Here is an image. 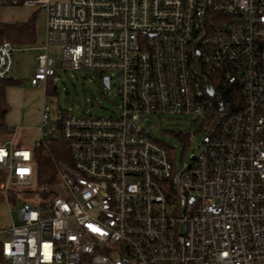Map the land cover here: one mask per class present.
<instances>
[{"label":"built area","instance_id":"obj_1","mask_svg":"<svg viewBox=\"0 0 264 264\" xmlns=\"http://www.w3.org/2000/svg\"><path fill=\"white\" fill-rule=\"evenodd\" d=\"M9 5L46 17L33 86H47L55 60L111 72L122 107L107 117L41 107L37 143L69 149L44 194L32 188L33 148L0 141V204L17 213L0 220V264H264V0ZM17 49L0 42V78ZM154 113L201 120L190 164L141 125Z\"/></svg>","mask_w":264,"mask_h":264},{"label":"rangeland","instance_id":"obj_2","mask_svg":"<svg viewBox=\"0 0 264 264\" xmlns=\"http://www.w3.org/2000/svg\"><path fill=\"white\" fill-rule=\"evenodd\" d=\"M35 12L32 7L0 5V19H25ZM37 42L33 47L20 46L13 53V69L11 76L19 81L16 97L21 114H34L43 105H49L53 111L63 109L74 115H92L107 117L115 115L122 107V82L115 73H101L89 69H65L57 60L53 62L56 74L48 86H33L30 82L31 75L37 65V56L46 41V17L37 12L36 17ZM49 50L52 54H59V45L50 43ZM105 75H110V83L103 81ZM140 123L145 126L153 137L171 146L175 152L176 162L188 165L202 149V139L205 134L201 129V120L193 114L154 113L145 115ZM14 139L15 143L22 146L26 144L19 136L0 133V141ZM32 188L38 189L37 181ZM28 191V190H27ZM38 191V190H37ZM24 194H30L25 192ZM32 195V194H31ZM11 218L16 219L17 213L10 212L9 206L0 204V220L5 226ZM1 239V238H0Z\"/></svg>","mask_w":264,"mask_h":264},{"label":"trees","instance_id":"obj_3","mask_svg":"<svg viewBox=\"0 0 264 264\" xmlns=\"http://www.w3.org/2000/svg\"><path fill=\"white\" fill-rule=\"evenodd\" d=\"M10 0H0V5L9 4ZM37 12H33L26 20L11 21L0 19V42L4 40L11 41L16 47H33L37 42L36 33ZM52 82V77L48 79V86ZM19 81L11 75L0 78V133H10L11 129L5 121L6 114L10 110V104L7 100V87L18 85ZM33 154L35 160V180L38 183V191L41 194L46 193L44 188L52 185L57 180V163L59 161L69 160V149L67 142L63 140H54L46 144H38L37 140L33 145ZM13 202L16 200V193L12 196Z\"/></svg>","mask_w":264,"mask_h":264},{"label":"crops","instance_id":"obj_4","mask_svg":"<svg viewBox=\"0 0 264 264\" xmlns=\"http://www.w3.org/2000/svg\"><path fill=\"white\" fill-rule=\"evenodd\" d=\"M28 18V17H27ZM20 19V17H16V19H1V20H11V21H20L26 20ZM11 75V74H10ZM18 89L17 85H12L7 87L6 96L7 100L10 104V110L6 114L5 121L10 127L16 128L15 132L11 131L8 135L19 136L23 139V141L33 147L34 143L39 137L40 134V116L41 109L37 113L34 114H21V107H19L18 99L16 97V90Z\"/></svg>","mask_w":264,"mask_h":264},{"label":"water","instance_id":"obj_5","mask_svg":"<svg viewBox=\"0 0 264 264\" xmlns=\"http://www.w3.org/2000/svg\"><path fill=\"white\" fill-rule=\"evenodd\" d=\"M117 77L120 78L119 74H117ZM103 81L106 85H109V78L108 76L103 77ZM210 92L213 93V89H210Z\"/></svg>","mask_w":264,"mask_h":264}]
</instances>
